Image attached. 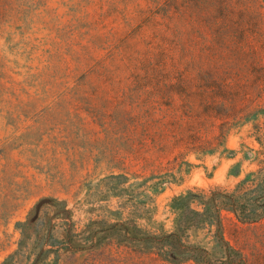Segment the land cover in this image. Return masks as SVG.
Masks as SVG:
<instances>
[{
	"label": "rangeland",
	"instance_id": "374dc122",
	"mask_svg": "<svg viewBox=\"0 0 264 264\" xmlns=\"http://www.w3.org/2000/svg\"><path fill=\"white\" fill-rule=\"evenodd\" d=\"M263 158L264 0H0V263L29 223L18 264H175L133 227ZM219 235L179 264H264V218Z\"/></svg>",
	"mask_w": 264,
	"mask_h": 264
},
{
	"label": "trees",
	"instance_id": "16d2710c",
	"mask_svg": "<svg viewBox=\"0 0 264 264\" xmlns=\"http://www.w3.org/2000/svg\"><path fill=\"white\" fill-rule=\"evenodd\" d=\"M239 172L235 173L238 175ZM169 208L175 215L172 231L165 234L153 235L136 226L133 227V239L141 248L154 252L163 260L179 264L187 261L204 262L206 251L199 246L187 243L188 231L212 229L218 241L220 234L221 216L223 212L234 215L243 223H253L264 218V158L257 163V168L245 174L233 189L221 187L208 189H189L174 196ZM22 239L18 249L8 255L0 264H18L25 254V237H28L29 223L20 224ZM235 252L230 249L228 257ZM35 260L31 264H37Z\"/></svg>",
	"mask_w": 264,
	"mask_h": 264
}]
</instances>
